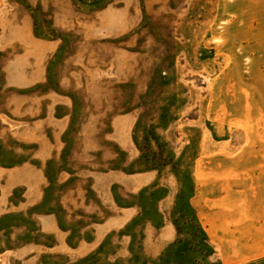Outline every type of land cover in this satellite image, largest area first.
Wrapping results in <instances>:
<instances>
[{"label": "rangeland", "instance_id": "374dc122", "mask_svg": "<svg viewBox=\"0 0 264 264\" xmlns=\"http://www.w3.org/2000/svg\"><path fill=\"white\" fill-rule=\"evenodd\" d=\"M263 219L264 0H0V264H264Z\"/></svg>", "mask_w": 264, "mask_h": 264}, {"label": "crops", "instance_id": "0c3cea01", "mask_svg": "<svg viewBox=\"0 0 264 264\" xmlns=\"http://www.w3.org/2000/svg\"><path fill=\"white\" fill-rule=\"evenodd\" d=\"M6 69V68H5ZM5 69H3V71L5 72V77H6V81L8 82L7 84H9L10 83V81L11 80H13V78H15L16 76H15V74L14 75H9V72H8V70L9 69H7V71H5ZM43 71H44V73H45V69H43ZM23 74H20V75H18V77H21V78H24V79H26V78H28V76L30 77V75L29 74H27L26 73V70L24 69L23 71H21ZM44 77V76H43ZM31 82V80L29 81V83ZM28 83V84H29ZM238 185V184H237ZM216 199V198H215ZM252 204L250 203L248 206H251ZM248 211H249V209H248ZM248 218H250L251 216H250V214H247L246 215ZM224 223H230L231 222V224H232V226H234V225H236L237 224V222L239 221V217L236 215V214H234V213H231V214H226V215H224ZM263 221H264V219H263ZM222 222V221H221ZM216 235V234H215ZM208 237L210 238V240L211 239H215V236H213V234L211 233L210 235H208ZM212 241V240H211ZM215 244H217V246H216V248H215V250L217 249V247L219 246V244L218 243H215ZM15 252V251H14Z\"/></svg>", "mask_w": 264, "mask_h": 264}]
</instances>
